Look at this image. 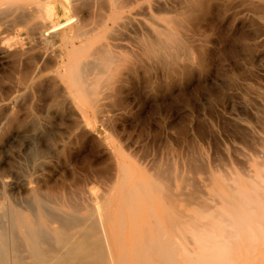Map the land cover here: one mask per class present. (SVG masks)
I'll use <instances>...</instances> for the list:
<instances>
[{"label": "bare ground", "instance_id": "bare-ground-1", "mask_svg": "<svg viewBox=\"0 0 264 264\" xmlns=\"http://www.w3.org/2000/svg\"><path fill=\"white\" fill-rule=\"evenodd\" d=\"M163 2L162 0H0V24L5 25L13 33L12 38L0 37V65L8 66L7 72L0 75V109L5 110L4 117L0 119V132L5 130L2 128L7 120L14 116L17 106L32 103L41 95L51 103H60L59 106L67 105L72 113L74 111V114H78V119L73 124L77 135L79 132L80 134L85 132V121L90 112L102 115L106 123L111 125L120 113L113 110V105L105 102V98L109 99V92V96H106L104 87L101 89L94 86L98 75H105V82L102 84L104 86L108 84V89L109 85L117 82L122 75L137 74L140 70L148 72L161 69L162 74L165 72L169 77V84L180 74L188 75L196 67L204 68L210 48L207 38L200 35L201 33L196 36L198 33L196 30H199L204 22L208 23L212 11L216 8H221L223 11L221 14L231 15L235 20H245L246 13L250 25L253 27L256 25L258 28L254 31V37L264 36V0H177L174 6L161 8ZM55 3L68 11L69 15L63 18L52 17ZM211 22L212 20L209 23ZM101 33L107 34L106 38L95 36ZM80 53L86 55L76 57ZM52 67L56 70L48 72ZM51 107L50 104L48 108L53 111ZM55 113L57 114L58 110ZM11 121L13 122V119ZM31 146L34 148L33 144ZM38 150L31 152L33 158L39 155ZM115 167L111 173L113 180L118 177ZM27 168L29 167H0V200L5 197L6 189L14 190L19 187L23 190L24 202L31 213L26 215L11 203L3 202L5 200L0 202V264H236L239 241L237 228L245 229L244 233L247 235L243 233V236L252 244L253 241L259 242L261 239L259 233L262 232L264 236V171L247 180L250 182H248L250 184L248 191L227 183L225 188L227 194L219 193L223 194L221 196L226 200L222 201H226L227 204L219 203L218 207L209 206L210 210L206 213L211 219L215 216L216 221L221 223L222 220H217V217L227 218V222H236L230 224L224 219V224L221 225L226 229L233 228V231L229 232L226 229L222 231L220 227L222 232L218 229L216 231L220 234H216L212 229H203L200 235L196 233L194 237L193 231L191 241L189 233L186 241L183 236L181 238L185 243L194 245L189 247L190 245L184 243L182 248H179L177 245L179 240L177 239L176 242L172 236L177 220L169 200L167 201L169 211L158 207L159 210L156 205L143 209L136 203L126 200L124 198L126 193L124 194V190L121 189L120 201L116 204L117 210L113 211V195L108 192L110 195L108 196L104 192L105 195L98 196L94 193L96 196H93L91 195L93 189L88 190L85 185L83 187L77 183L73 190L70 188L68 200L53 202L52 187L39 186L41 185L39 180L36 181L38 187L29 186V180L22 176ZM38 169L40 167L36 168ZM155 177L159 179L157 174ZM160 177L162 179V174ZM158 183L161 186L160 181ZM160 186L158 191H162ZM143 188L140 191L145 195L147 189ZM216 190L212 193H217ZM170 193L174 194V191L170 190ZM173 194L170 197L175 204V199L172 200ZM202 195L194 190L189 198L195 201L201 199ZM157 200L160 201L159 198ZM202 200L206 203L204 198ZM211 200L214 206L215 195ZM238 201L241 203L238 204ZM162 204L164 206V199ZM196 208L195 210L199 209ZM194 219L190 218V220ZM185 221H188L187 218ZM186 225L188 226V223ZM261 227H263L262 231L259 229ZM127 228L131 231V235L128 234L127 238L130 240H127L128 246L124 245L125 241H122L123 244L120 242L121 234L124 236L123 233ZM184 234L186 235V232ZM256 234H259V239L256 238ZM250 247L253 245L249 246L250 250L246 248L247 252L253 251ZM257 257L261 260L263 254Z\"/></svg>", "mask_w": 264, "mask_h": 264}, {"label": "rangeland", "instance_id": "rangeland-1", "mask_svg": "<svg viewBox=\"0 0 264 264\" xmlns=\"http://www.w3.org/2000/svg\"><path fill=\"white\" fill-rule=\"evenodd\" d=\"M162 1L165 5L163 4L161 8H170L177 0ZM53 11L52 17L54 18L69 15L68 11L57 3L54 4ZM221 12H223L221 8L212 11L210 17L212 22L209 23V20L208 23L204 22L201 25L200 29L203 33L200 29H195L198 32L196 36L201 33L200 35L207 38L210 48L204 68L196 67L188 75L180 74L169 84V77L165 72L162 74L161 69L148 72L140 70L137 74L122 75L117 82L109 85V90L107 89L108 84L105 86L102 84L105 82V75H98L94 86L101 89L104 87L105 95H110L109 99H104L105 102L113 105V110L120 113L111 125L106 123L102 115H95L89 111L90 114L85 121V132L81 133L82 135L79 132L77 135L73 124L77 121L78 114H74V111L72 113L67 105L61 104V108L58 105L60 103H51L41 95L32 103L17 106L18 109H15L14 116L7 120V123H10H6L2 128L5 130L0 132V167H29L26 172L22 173V176L29 180V186L32 188L38 187L37 180L41 181L39 186L43 188L52 187L51 189H54V195L51 198V200L54 199L53 202L68 200L69 192L78 183L88 187V190L93 189V192L91 191L93 196L94 193L98 196L105 195V193L108 196L113 195V211L117 210L116 204L120 201L121 189L124 190V194L126 193L124 198L136 203L140 208L148 209L156 205L157 208L169 211L172 207L173 215L177 220L173 228L176 231H172L175 236H172L175 241L178 239L177 241L181 242L179 244L176 241L179 248H182V244L184 245L189 235L191 241L192 235L193 237L196 233L200 235L203 229H212L216 234H220L216 231L218 229L219 232L225 231L226 228L221 225L227 218L218 219L217 217V220H222L221 223V221H216L215 216L211 219L206 212H209L210 207H218L221 203L222 205L227 204L226 201H222L224 198L221 196L228 192L225 189L227 183L248 191L250 182L248 183L247 180L264 171V163H262L264 162V36L254 37V31L258 28L256 25L254 27L250 25L246 13L245 20H235L231 15L224 16ZM102 34L95 36L101 39L106 38L107 34ZM12 35V31L0 24V37L12 38ZM84 55L86 54L80 53L76 57ZM7 70V65H0V75ZM55 70L56 68L52 67L48 69V72ZM50 104L53 111L48 108ZM54 108L55 111L58 110L57 114ZM4 114L5 110H2L0 119L4 117ZM46 148L48 151L43 150ZM34 150H38L39 155L33 158L31 152ZM259 155L262 156L259 157ZM114 165L118 171L116 180L111 177ZM39 167L40 169L36 170ZM155 173L159 179L155 177ZM161 174L163 180L160 177ZM154 179L157 180L153 182ZM156 182L162 191L166 189L168 193L158 191L160 189ZM142 188L147 189V194H142L143 192L140 191ZM167 188L170 189L167 190ZM15 189V191L6 189L5 197L0 202L5 200L3 202L11 203L22 213L31 214L24 202L23 190L19 187ZM170 190L174 191V194L170 193ZM194 190L200 196L203 193L202 198L206 200V203L202 198L195 201L189 198ZM215 190L217 193L214 194ZM211 193L215 195L214 201L217 199L218 205L214 201V206L212 205L211 199H214V195L212 196ZM172 194L175 204L171 201ZM167 201L172 206L167 208L169 206ZM239 202L237 203L240 204ZM194 207L196 209L199 207L200 210H195ZM185 216L192 224L185 221ZM190 218L195 219L190 220ZM227 220L226 223H236L227 222ZM209 221L214 225L208 223ZM184 222L188 223V226ZM202 223L204 225H201ZM197 225L204 228H199ZM232 229L227 227L226 230L230 232L233 231ZM244 230L242 227L237 228L239 241L236 251L238 255L234 253L237 255L236 264H264L263 233L261 232L262 235L259 233L261 238L259 242L253 241L252 244L245 237L247 234ZM128 234L131 235L128 228L125 229L124 236L121 234L120 242L125 241L124 245L127 243ZM259 234L255 235L256 238ZM185 244L190 245L189 247L194 245ZM249 244L253 245L250 247L253 250L251 252H247ZM260 254H263L261 260L256 258ZM245 259L250 262H246Z\"/></svg>", "mask_w": 264, "mask_h": 264}]
</instances>
